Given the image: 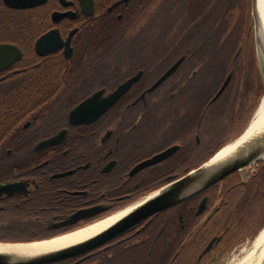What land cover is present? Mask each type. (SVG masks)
<instances>
[{"label": "flooded vegetation", "instance_id": "flooded-vegetation-1", "mask_svg": "<svg viewBox=\"0 0 264 264\" xmlns=\"http://www.w3.org/2000/svg\"><path fill=\"white\" fill-rule=\"evenodd\" d=\"M1 2L19 14L20 36L29 42H8L22 56L0 70V242L39 241L90 225L196 169L233 136L223 108L210 107L225 90L210 101L232 76L240 16L234 0H214L206 14L197 0H46L29 8ZM55 12L65 15L54 19ZM219 23L227 33H217ZM52 29L61 45L39 54L35 42ZM251 33L249 21L245 39L252 42ZM217 41H226V50ZM223 72L204 104L206 81ZM136 75L97 119L69 121L74 106L98 91L108 96ZM52 137L56 142L40 146ZM256 180L245 183L235 171L91 250L42 264H222L254 238Z\"/></svg>", "mask_w": 264, "mask_h": 264}, {"label": "water", "instance_id": "water-1", "mask_svg": "<svg viewBox=\"0 0 264 264\" xmlns=\"http://www.w3.org/2000/svg\"><path fill=\"white\" fill-rule=\"evenodd\" d=\"M4 3L12 8H29L38 4H43L46 0H3ZM251 26L254 30V39L257 43L259 50L264 58V46L262 43L259 44L258 35L256 32V13H255V0H251ZM65 14H60L55 12L53 18L58 19ZM74 33L72 31L67 40L66 45H69L71 35ZM59 32L57 29H52L42 36H40L35 42V48L39 54H44L46 52L52 51L58 48L61 44ZM71 55V50L66 46L65 56L69 57ZM22 56L21 49L13 43L3 42L0 43V70L10 66ZM181 58L176 61L151 87L153 89L160 82H162L173 70L180 64ZM138 75L128 79L126 82L119 85L112 93L108 96L101 98V91H98L86 98L76 106H74L69 112V121L71 123H87L97 119L103 112L110 108L120 96L135 82ZM231 79V73H229L222 84L220 85L217 92L211 98L210 102L215 101L225 90L229 81ZM263 82L264 85V81ZM264 93V90H263ZM263 95V94H262ZM262 96L259 100V103ZM258 103V105H259ZM258 108V106H257ZM257 110V109H256ZM256 112V111H255ZM250 124V123H249ZM248 124V126H249ZM248 126L238 135L234 140H238L244 132L247 130ZM57 137H52L46 139L40 143V146H47L56 142ZM233 141V142H234ZM229 144V143H228ZM227 145V144H226ZM225 146V145H224ZM223 146V147H224ZM221 147V148H223ZM221 148L215 152L209 159L204 161L196 169L189 171L183 177L161 187L160 189L154 191L152 194L146 196L145 198L134 202L130 205V209L119 217L116 221L110 224L105 229L91 235L81 241L65 245L56 249L49 251L38 252V253H28L27 251L20 250L18 246L26 245L34 242H19V243H2L0 242V263L14 262L15 264H42L60 260L63 258H68L73 255L91 250L101 243L109 240L113 236L125 231L126 229L132 227L139 221L151 216L152 214L171 207L175 204L188 199L189 197L207 189L213 184L224 179L231 173L238 171L240 173L243 182H247L250 175L255 169L256 165L264 162V137L254 138L247 141L246 144H241L235 151H233L227 157L220 160H213V157L221 150ZM4 187L0 186V190ZM264 228L263 226L258 230L253 240L259 232ZM56 237V236H54ZM54 237L48 238L52 239ZM259 264H264V256Z\"/></svg>", "mask_w": 264, "mask_h": 264}, {"label": "trees", "instance_id": "trees-1", "mask_svg": "<svg viewBox=\"0 0 264 264\" xmlns=\"http://www.w3.org/2000/svg\"><path fill=\"white\" fill-rule=\"evenodd\" d=\"M214 0H197L200 6L202 7V12L206 14L208 12V6ZM197 6V7H198ZM193 7V6H192ZM194 9H188V12H193ZM234 10L235 13L239 12L240 16L238 19L234 20L233 31H234V53L236 54L234 67L232 69V76L230 82L223 92V94L219 97L216 103L212 104L210 107H214L215 105H219L220 109L223 108L225 111V116H227L229 128L233 130L234 133H241L246 123L249 122V119L252 115V111L255 106L258 104L264 90L263 82L256 84L254 78H252V69L249 68L248 62L250 59L254 58V53L252 49V42L247 41L245 39L246 30L248 22L250 21V0H234ZM18 19L19 14L11 9L6 8L1 0H0V42H13L19 45L20 47L26 46L29 42L27 40H23L20 36V29L18 27ZM203 20L204 16H203ZM194 27V25H192ZM205 27V25H204ZM217 33H227L226 25L223 27L219 23L217 26ZM115 28V27H114ZM110 32V31H109ZM108 32V33H109ZM189 32V31H188ZM189 34V33H188ZM227 36V35H226ZM251 42V43H250ZM205 43V42H204ZM221 41H217L214 43L218 46L221 44ZM222 44L223 47H222ZM220 46V49L224 48L226 50L227 42L225 41ZM243 46V47H242ZM251 46V47H250ZM25 48V47H24ZM27 48V47H26ZM186 48H194V45L190 46L186 44ZM241 50L237 53L238 49ZM252 55V56H251ZM252 57V58H250ZM226 72L212 74L211 78L206 81V85L203 89V100L204 104L211 98V96L215 93L216 89L220 85L221 81L225 77ZM43 91L44 97L47 93V86L50 82L48 78L50 76L49 72L43 73ZM1 115V114H0ZM3 118L0 116V147H2L3 137ZM4 148V147H3ZM4 155L3 149H0V161H2V157ZM264 173V162H261L259 165L255 166L254 171L250 175L248 181L258 179ZM245 182V183H248ZM264 192V191H263ZM262 193V197H263ZM254 203L261 202L260 193H255ZM264 207L262 208V204L260 208L255 210V212H251V233L252 236H255L258 230L264 224ZM254 224V225H253Z\"/></svg>", "mask_w": 264, "mask_h": 264}, {"label": "bare ground", "instance_id": "bare-ground-1", "mask_svg": "<svg viewBox=\"0 0 264 264\" xmlns=\"http://www.w3.org/2000/svg\"><path fill=\"white\" fill-rule=\"evenodd\" d=\"M255 13H256V32L258 35L259 44L263 43L264 46V0H255ZM264 137V93L258 105V108L244 134L236 141L225 145L213 157V160H220L230 155L241 144H246L247 141L254 138ZM264 156V153H263ZM130 209V206L125 209L119 210L107 217L100 219L90 225H86L74 231L58 235L52 239H47L40 242H34L26 245L18 246L20 250L27 251L28 253H38L63 247L65 245L81 241L99 231L105 229L124 213ZM0 250L2 248L0 247ZM264 256V228L259 232L257 237L253 240L250 248L246 254L241 257L235 264H259Z\"/></svg>", "mask_w": 264, "mask_h": 264}, {"label": "rangeland", "instance_id": "rangeland-1", "mask_svg": "<svg viewBox=\"0 0 264 264\" xmlns=\"http://www.w3.org/2000/svg\"><path fill=\"white\" fill-rule=\"evenodd\" d=\"M251 3V2H250ZM251 5V4H250ZM250 12H251V7H250ZM251 15V13H250ZM251 18V17H250ZM252 23V19H250V25ZM251 30H252V49H253V53H254V58L250 59V61L248 62L249 64V68L252 69L253 66V70H252V78H254V80L256 81V84H259L261 81H264V58L262 56L261 51L259 50V47L257 45V43L255 42L254 39V30L253 27L251 26ZM252 56V55H251ZM252 58V57H250ZM259 103V102H257ZM258 104L255 106V108L252 111V115L249 119V122L246 123L245 127L243 128V130L248 126V124L251 122L255 111L257 109ZM239 133H234L233 136L227 140V142H225L224 145L228 144V143H232L237 137H238ZM223 145V146H224ZM252 191L254 190L255 193H260L261 195V202H258L255 205V208L258 209L260 208V205L262 204V208L264 207V194L262 197V193H264V173L255 181V183L252 184ZM256 188V189H255ZM253 203L251 202V205ZM264 210V209H263ZM253 242V239H250L249 241H247L246 243H244L243 246L239 247L237 250L229 253L224 260L221 262L222 264H235L241 257H243L247 250L250 248L251 244Z\"/></svg>", "mask_w": 264, "mask_h": 264}]
</instances>
